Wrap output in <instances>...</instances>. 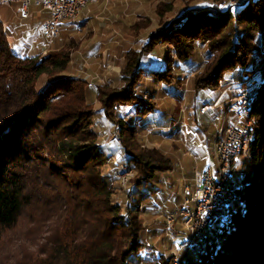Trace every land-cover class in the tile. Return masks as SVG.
I'll return each mask as SVG.
<instances>
[{
  "label": "trees",
  "instance_id": "obj_1",
  "mask_svg": "<svg viewBox=\"0 0 264 264\" xmlns=\"http://www.w3.org/2000/svg\"><path fill=\"white\" fill-rule=\"evenodd\" d=\"M1 3L6 0H0V9L5 7ZM190 10L150 33L140 48H129L122 63L123 86L97 85V100L105 117L118 124L119 147L125 154L121 161L136 171L132 190L140 199L144 191L151 194L157 173L174 166L159 150L141 147L137 127L127 125L111 108L135 105L139 116L152 113L154 96L143 97L145 77L166 88L181 87L185 76L178 72L191 65L199 46L211 59L195 68L194 91L217 90L222 80L225 87L231 78L239 88L254 80L259 90L249 115L251 142L241 156L236 204L223 224L225 243L198 261L180 264H264V64L254 49L255 44L264 46V0L222 9L200 2ZM3 33L0 23V239L17 224L34 194L47 187L57 193L60 214L50 246L42 252L45 257L36 264H169L146 241L142 210L123 209L113 201L115 178L102 173L108 157L90 129L92 108L86 102L85 82L66 73L68 47L29 56L10 49ZM157 45L166 47L163 55ZM42 75L45 83L36 89Z\"/></svg>",
  "mask_w": 264,
  "mask_h": 264
},
{
  "label": "rangeland",
  "instance_id": "obj_2",
  "mask_svg": "<svg viewBox=\"0 0 264 264\" xmlns=\"http://www.w3.org/2000/svg\"><path fill=\"white\" fill-rule=\"evenodd\" d=\"M228 0H94L88 2L85 7L79 13L80 24L77 22L74 24L75 27L73 31H71L70 35L67 32V29H62L59 36L54 39V44L61 42V45L58 47H52L51 43H48L46 39L42 36L39 37L40 40L47 46L45 51L40 53V47L37 44V41L32 44V49L29 50V56H38L42 57L47 55L50 52L59 50L62 47H68L69 52V62L68 69L66 73L71 76H75L80 78L85 82V97L86 102L92 108V119L90 129H93V123L96 115V110L100 108V103L97 100V94H95V98L89 97L90 89L93 88L96 91V86L110 88V89H119L123 86L120 77L123 71V57L127 52V47H131L134 49L140 48L142 41L141 38H148L150 33L155 32L157 29L164 27L167 23L175 20L181 12L186 14L190 13L191 6H197L198 3L203 2L207 5H215L219 6L220 4L227 2ZM2 4V3H1ZM91 4H95V8L91 7ZM5 6V5H4ZM236 6V5H234ZM16 4H12L10 7L5 6L0 9V23L2 32H4V36L7 40L8 46L10 49H14L13 42L15 39L9 35H6L3 30L4 22L9 21L10 17L15 16L18 18L16 13ZM13 13V14H12ZM34 15V14H33ZM97 17V18H96ZM31 17L30 19H32ZM122 18L127 19L126 23L123 25V30H121L120 35H115L111 40V44L115 45L117 48V53H113L110 56L101 55L100 58H87L85 56L86 45L90 43L91 37L93 34H96L101 43L108 41L105 40V36H102L101 30L94 33L88 25L89 21L96 20L100 23H110L118 20H122ZM134 18L135 20L129 23L128 19ZM19 19V18H18ZM116 23V22H115ZM78 25V26H77ZM14 27H16L14 25ZM65 27V26H64ZM104 27V26H103ZM102 28V27H101ZM105 28V27H104ZM152 29L151 32L149 30ZM39 35V34H38ZM264 36V31H263ZM64 39V40H63ZM22 41L21 46H28V43H24ZM264 43V39H263ZM122 49L125 52H121L119 54V50ZM156 49L161 54H164L166 51V47L164 45H157ZM254 49L257 52H260L258 58L260 57V61H264V46H260L255 44ZM205 47L199 46L194 53V57L192 59V63L187 67V72L181 73L178 72L180 76H185L183 79L182 87L186 88L187 98L186 104H190L191 94L193 92L192 88V78L195 74L194 70L197 67H202V64L207 63L210 59L205 55ZM24 56V55H23ZM252 56V55H251ZM24 58V57H23ZM93 67L94 72H86V68ZM258 70L256 69L254 74H256ZM264 72V71H263ZM114 74H116L117 81L114 79ZM244 75L243 78H245ZM237 77V76H236ZM46 80V76L42 75L38 83L36 84V89H40ZM222 80L220 82V87L222 86ZM146 82L144 81V85ZM258 88L254 86V89ZM236 92L239 91L238 85L232 87ZM253 89V90H254ZM219 89L214 90L212 93L214 95L217 94ZM229 90V89H228ZM259 90V88H258ZM257 90V94H258ZM252 91V90H251ZM96 93V92H95ZM152 91L145 89L143 92V97L147 98L152 94ZM231 94V93H230ZM256 94V96H257ZM191 95V96H190ZM255 96V97H256ZM94 99L93 101L91 99ZM158 99V98H157ZM155 102V107L158 106L160 100H156L153 97ZM231 103V99L226 103L228 106ZM220 104V102H218ZM116 105V104H114ZM113 105V106H114ZM215 105V102L212 104H204L201 106L200 110L205 106ZM119 105H116V110L112 107L111 111L113 113H117ZM211 110V109H210ZM205 112V111H204ZM226 112L229 113L228 107H226ZM113 126L111 130L106 136H111L114 140L117 141V144L120 145L118 138V124L116 121L112 122ZM223 124V123H222ZM127 125L135 126L130 123V120H127ZM221 125L215 126L211 143H214L215 133L220 129ZM217 128V130H216ZM223 129L226 128V124L221 127ZM95 132V131H94ZM149 132H145L142 138L141 133L138 129V142L141 147L146 149H157L164 156L169 157L166 148L159 143L151 144L149 139ZM214 146V145H213ZM214 151V147H213ZM214 153V152H213ZM249 155V153H248ZM247 155V156H248ZM45 157H49L50 159H54V156L43 154ZM215 156V154H214ZM170 158V157H169ZM216 158V157H215ZM247 158V157H246ZM171 159V158H170ZM212 159L213 166L218 167V163L216 164L215 159ZM172 160V159H171ZM217 161V160H216ZM241 155L237 156L236 165L240 167L242 165ZM126 162H116L115 167L111 163H106L102 167V173L106 174L107 172H114V181H113V201L121 204L123 209L133 210L135 207H138L139 210H142L140 214V221L144 225L143 234L146 237V241L149 243H153L156 248L162 252V258L164 261L169 262V264H178V256L179 261L187 260L188 253L184 250L177 252L178 244L182 241L181 238L177 239L174 244H169L167 240L168 237L173 239L172 236H168L166 232V225L169 222L168 216L172 213L176 215V208L185 199L184 187H191L192 179L194 176L195 168L199 169L196 165L191 169L189 177H185L181 182H177L176 190L178 191V197L180 198L179 202H177L173 208L169 212L159 211L157 215H150L147 212L146 207L141 208L140 203H146L148 205V198L150 194L149 192L145 193L144 198H138L134 191L132 190L133 186H135V179L137 178V173L134 168L127 163L125 166L121 165ZM173 166L176 165L172 160ZM243 166V165H242ZM174 169V167H173ZM172 169V170H173ZM181 169V168H180ZM172 170L164 173H157L156 176L151 180V185L157 180L158 176L163 174H170ZM182 170V169H181ZM244 171V169H243ZM242 171V172H243ZM166 186V184H164ZM150 191V190H146ZM181 191V192H180ZM182 195H181V194ZM147 198V199H146ZM140 200V201H139ZM237 200V197H236ZM236 204V203H235ZM59 202L57 203V193L51 191L49 188H42L40 194L35 193L34 199L32 203L26 207L17 224L7 229L3 232L2 237L0 239V264H36L39 260L43 259L45 255L42 253L45 250H48L50 246L49 242L52 241L55 231L57 230L56 219L59 213ZM158 220V221H155ZM228 221V218H225L224 222ZM161 224V229H155V223ZM171 228L170 233L175 235H182L184 232L183 223L179 216H175V218L170 221ZM148 229V231H147ZM150 229L152 231H150ZM150 231V232H149ZM175 247V248H174ZM177 252V253H176ZM208 255V254H207ZM189 258V257H188ZM191 259V258H189ZM170 260V261H169ZM192 260H194L192 258ZM196 261V259H195Z\"/></svg>",
  "mask_w": 264,
  "mask_h": 264
},
{
  "label": "crops",
  "instance_id": "obj_3",
  "mask_svg": "<svg viewBox=\"0 0 264 264\" xmlns=\"http://www.w3.org/2000/svg\"><path fill=\"white\" fill-rule=\"evenodd\" d=\"M95 6V4H91L93 9ZM31 10L35 12L37 7L32 6ZM46 16V12H35L33 18L27 20H20L12 15L8 16L10 19L4 22L3 27L5 28L6 35L15 39L13 47L22 49L25 54L29 55L32 44L37 41L40 47V53L45 51L47 46L40 40L39 37H41V35L35 34V29ZM126 20L127 19L122 18L121 21L118 20L108 24L91 19L88 22L91 30H93L94 33L101 30L102 36H105V40L108 41L102 44L99 38H95L97 35L93 34L90 43L86 45L85 56L92 59L96 56L100 58L101 55L104 57L117 53L116 46L110 42L115 35H120L121 30H123V25L121 24L126 23ZM128 20V22L131 23L135 19L131 18ZM78 24H80V20H78ZM14 25L16 27H14ZM74 27L75 25H65L63 29H67L68 35H70ZM151 31L152 29L149 30V32ZM139 40L143 41L145 38ZM22 41H25V44L28 43V46H21L20 43ZM51 45L52 47H58L61 45V42L59 41L54 44V41H52ZM129 48L131 47L128 46L127 49ZM125 51L126 50L123 51L120 49L119 54ZM148 56L151 59H155V55L149 54ZM159 60L162 64V57H160ZM187 67L186 65L183 66L181 69L182 74L187 72ZM86 72H94L93 67H89L88 65ZM113 77L116 80L118 76L114 74ZM145 82V87H148V90L153 92L154 98L160 100L155 110L145 116H139L138 106L126 105L118 106L119 108L117 111L122 117L126 120H130V123L134 124L137 129H139L142 138L145 132H149L150 143L162 144L166 148L169 157L176 163L170 174L158 176L157 180L149 187L151 189V194L147 200L148 205L146 209L150 215H157L159 211L169 212L173 206L179 202L180 198L175 188L176 184L177 182H181L185 177H189L190 171L195 165L201 170L210 167L215 168L211 159L213 157L217 164L213 153V145H211L210 142L212 134L215 126L218 128V126L221 125V127H223V125L226 124V119H221V117L222 115H229V113L226 112V107L223 106H226V103L236 95L237 92L234 89H229L226 93L221 95V87L218 88L219 90L216 95L212 93L214 90H193L192 96L190 95V104H186V88L182 86L166 88L162 84L155 82L151 76H146ZM233 83H235L234 79ZM233 83L232 87L236 86L233 85ZM95 92V89L91 88L89 97L94 96L95 98ZM91 100L93 101L94 99L92 98ZM216 100L220 102V104H217L216 108L205 112L200 110L201 106L204 104H213ZM112 126V122L108 120L103 111L98 108L96 110L93 129L100 138V150L108 157L107 162L115 167L116 162L122 160L125 154L113 137L106 136V134L110 132ZM216 169L217 167L215 170ZM106 175L113 178L114 172H107ZM164 184H166V186ZM153 228L161 229V224H157L156 222ZM150 231L152 230L150 229ZM174 234L176 235V232H174ZM167 240L169 244H174L176 241L175 239L171 240L169 237ZM149 244L153 246L157 254H162L153 243Z\"/></svg>",
  "mask_w": 264,
  "mask_h": 264
},
{
  "label": "built area",
  "instance_id": "obj_4",
  "mask_svg": "<svg viewBox=\"0 0 264 264\" xmlns=\"http://www.w3.org/2000/svg\"><path fill=\"white\" fill-rule=\"evenodd\" d=\"M247 0H228L218 6L222 9L226 6L234 7L235 4L245 3ZM16 4V13L20 20H27L33 17L35 12H46L47 16L36 27L35 34H40L48 43L56 39L65 25H74L75 8L80 6V0H7L5 6ZM37 7L34 12L31 7ZM264 64V61H263ZM264 78V77H262ZM233 83V79H232ZM232 83L228 86H221V95L232 88ZM245 86L231 98L229 115H222L221 119H226V131L223 135H216L215 143L218 145V154L216 157L223 158L222 170L215 168H206L205 170L195 168L191 187H184L187 191V198L183 200L176 208V215L168 216L169 222L166 225L168 236L177 240L187 238V247L177 248V252L184 250L186 253H194V238H215L217 221L226 213V204L229 195L237 191L239 179L237 172L239 167L236 165L237 156H239L240 137L246 135V127L240 126V117H244V107L247 106V97L254 89V80L247 79ZM218 100L212 107H203V111L216 108ZM124 162V161H123ZM127 163L121 165L125 166ZM215 174H222V182H215ZM195 194L204 195L203 206L193 207V197ZM147 204L144 205L146 207ZM175 216H179L183 223L184 232L182 235H172L170 233L171 223ZM176 252V253H177ZM178 264H180L178 256Z\"/></svg>",
  "mask_w": 264,
  "mask_h": 264
},
{
  "label": "bare ground",
  "instance_id": "obj_5",
  "mask_svg": "<svg viewBox=\"0 0 264 264\" xmlns=\"http://www.w3.org/2000/svg\"><path fill=\"white\" fill-rule=\"evenodd\" d=\"M94 0H80V6H77L75 8V17L78 18L80 11L85 7V5ZM7 2V0H6ZM242 3L235 4L236 6H239ZM78 23V20H74V24ZM257 88L251 91L250 95L247 97V106L244 107V117H240V126L241 127H246V135H241L240 137V147H239V154L241 156H245L251 142V127L252 123L249 120V115H250V110H251V105L252 102L257 94ZM231 103L228 105L230 106ZM205 107H211V106H205ZM203 110V109H202ZM229 110V107H228ZM226 131V128H220L216 135H223ZM214 143H215V138H214ZM214 154L216 157V154H218V145H214ZM217 162H219L217 165L216 170H222L223 166V158L222 157H216ZM238 174V172H237ZM215 182H222V174H215ZM188 187V186H185ZM185 199L187 198V191H184ZM204 203V195L202 194H195L193 197V207H200L203 206ZM236 203V192L233 191L231 195H229V198L227 200L226 204V213L224 214L223 217L220 218V220L217 221V228L218 230H215V238H205L203 239V244H202V238H194L193 240V249H199L195 250L194 253H188L189 258H193L194 260L198 261L202 256L207 255V254H212L214 252L219 251L223 244L225 243L226 239V234L223 231V224L225 218H228L231 209L234 207ZM181 242L179 244V247H187V238H181ZM187 257V259H189ZM178 263V262H176Z\"/></svg>",
  "mask_w": 264,
  "mask_h": 264
}]
</instances>
